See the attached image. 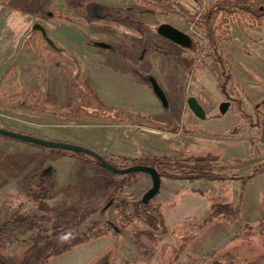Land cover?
Returning <instances> with one entry per match:
<instances>
[{
	"label": "rangeland",
	"instance_id": "obj_1",
	"mask_svg": "<svg viewBox=\"0 0 264 264\" xmlns=\"http://www.w3.org/2000/svg\"><path fill=\"white\" fill-rule=\"evenodd\" d=\"M5 1L0 0V125L2 128L60 142H63L60 138H68L64 137L66 134L75 136L77 133L79 120L68 116L65 111L59 109L60 107L55 106L50 113H41L34 109L35 103L31 101L30 94H42L39 92L41 88L37 91L36 86L39 82L36 77L22 69L24 64L27 65L30 56L58 55L61 54L58 47L76 55L83 45L92 46L96 41L115 43L121 46L123 52L138 56L160 47L164 50L178 51L182 53V57L188 58L189 73L191 67L200 68L197 72L199 78L197 82H192L189 74V82L186 86L189 94L186 96L180 117L176 118L181 125L179 155L184 157L195 152L211 151L215 145L224 147L223 161L217 168L240 175H248L254 166L264 163V128L251 127L244 118H239L242 114L241 107L233 105L222 93L219 65L213 58H207L205 53L200 52L201 45L204 48L207 46L206 35L196 31L194 25L187 22L185 17L149 12L148 8L156 7L153 0H9L7 3ZM175 1L188 10H193L198 5L197 0ZM215 1L202 0L203 4L207 5ZM89 4L103 6L107 14L105 13L102 18L93 16L94 14L87 12V7L91 6ZM115 10L119 13L114 12ZM63 14L72 22L62 19L60 16ZM164 23L171 24L190 35L194 41V48L178 47L160 36L157 28ZM36 24L44 27L56 48L48 44L40 31L34 30ZM214 24L224 59L226 60V48L231 45L228 47L226 61L231 69L232 64L236 69L237 79L232 76L227 87L228 94L243 103L242 108L254 121H258L264 127V40L262 38L252 42L253 38L250 36H244L243 40L239 37L241 39L238 40V44L243 46L245 57L249 62H245L237 55L231 43L232 29L244 28L246 25L248 30L264 25L259 26L244 13L233 16L220 14L215 17ZM238 66H241L242 70H237ZM192 96L196 97L204 107L207 113L206 120L197 118L189 109L187 100ZM10 98H14L15 102H10ZM229 101L231 108L226 116H222L220 104ZM167 116L171 119L173 112L172 115L167 114ZM34 150L72 157L59 149L45 148L1 135L0 225L17 215H52L59 221L47 226L51 229L64 227L63 221L67 217V209L63 189H52L48 202L51 206L58 207V210L50 213L40 210L31 196L25 192L26 182L38 183L43 175L41 168L45 165L44 159L33 153ZM106 172L108 177L113 176L118 179L128 176V174L126 176L114 174L108 170ZM135 173L139 180L118 193L120 199L128 202L122 203L119 199L106 214L113 221L120 219L122 214L132 211L134 201L143 198L152 187L150 175ZM145 178H148L149 183L146 184ZM263 180L264 173L256 175L245 183L242 180L221 183L206 180L179 182L164 178L160 192L152 201L161 206L162 216L171 233L159 243L158 255L153 264L172 262L179 246L192 234L196 236L195 239L190 242L181 258L173 264L200 262L206 254L211 250L214 252L215 249L217 252L209 257L208 263L212 261V264H218L220 256L230 252L236 253L238 247L247 250L246 252L250 254L264 255L262 242L264 234L260 232L261 226L254 227L258 235H249L245 232L246 224L255 222H248L249 218L245 212H241L238 205V201L242 200L245 184L248 182L255 184L256 186H253L256 191L260 190L262 193L264 184L260 182L263 183ZM104 190H97L94 196L87 198V201L94 205L103 203L109 195V192L107 195ZM216 201L225 204L224 207L229 213L224 219H213L211 223H204V216L208 218L214 213L215 208L212 206ZM68 202L80 208L83 206L78 195L69 198ZM97 216L85 221L80 231L89 228ZM35 235L36 232L21 234L19 240L9 246L6 255L10 258L21 257ZM74 235L75 232H71L69 236L74 237ZM236 236L238 237L234 239ZM242 258L244 262L245 257ZM246 258L249 262L247 264H252L251 257L246 256ZM104 261L106 264H143L139 260L136 240L128 231L76 247L53 259L50 264H102ZM253 264H264V257Z\"/></svg>",
	"mask_w": 264,
	"mask_h": 264
},
{
	"label": "trees",
	"instance_id": "obj_2",
	"mask_svg": "<svg viewBox=\"0 0 264 264\" xmlns=\"http://www.w3.org/2000/svg\"><path fill=\"white\" fill-rule=\"evenodd\" d=\"M8 1L9 0H6L5 3ZM153 1L156 7L153 9L148 8L149 12H161L178 17L183 16L187 19V22L194 25L196 31L206 35L208 40L207 46L204 48L201 45L200 52L205 53L207 58H213L219 65L221 72L222 93L229 98L233 105L241 107L242 114L239 115V118H244L251 127L263 129V125H261L258 121H254L244 108H242L243 103L228 94V83L232 80L230 70L231 67L224 59L223 52L219 48V36L217 34V28H215L214 19L220 14L233 16L238 13H244L256 21L259 26H262L264 25V1L216 0L215 2L207 5L203 4L202 0H197L196 2L198 5H196V8L193 10L184 8L175 0ZM114 12L119 13L117 10ZM60 17L67 22H72V20L64 14ZM57 49L61 54L72 55L63 48L58 47ZM114 50L127 54L116 46H114ZM155 50L165 54L171 53L170 51L164 50L160 47H155ZM176 54L178 56H182V53ZM199 70L200 68L191 67L189 74L191 75L192 82L198 81L199 78L197 76V72ZM30 99L35 103L34 109L41 113L53 112V109L56 106L50 99L37 93H31ZM9 101L15 102V99L10 98ZM59 109L65 111L68 116H73L77 119H105L111 122L127 125L142 124V122L136 118L128 116L123 112L112 108H106L104 112L86 111L82 107L74 108L71 106H61ZM1 128L2 127L0 125V130ZM212 148L213 150L211 151L195 152L191 153L188 157L174 158H149L143 156L138 158H116L108 157L103 154L100 155L110 164L119 168H128L131 166H149L155 168L160 174L162 180L164 178L188 181L206 180L217 181L219 183L242 180L245 183L256 175L264 173V163L254 166L248 175H240L237 173H229L219 170L217 167L225 154V148L217 145ZM62 153L81 159L85 162L101 166L100 162L94 157L65 150H62ZM136 182L137 175L134 172L121 179H116L115 177H104L98 182L97 186L92 189L80 190L67 186L64 187L63 194L66 199L65 206L67 209V217L63 221L65 223L64 227L59 226L56 229L48 227V224L59 221L57 217L52 215H17L2 223L0 225V264H50L53 259L72 251L76 247L86 245L103 237L111 236L112 234L119 235L123 231H128L136 240L140 262L143 264H153V261L158 255L159 243H161L163 239L171 233L162 216L161 206L154 204L152 200L145 204L141 198L140 200L134 201L132 211L122 214L120 219L117 221H113L106 216L107 212L119 201V191L123 188L132 186ZM24 189L38 205L40 210L46 213L58 210V207L51 206L48 202L52 191V186L48 179L43 178L38 183L26 182ZM99 189L108 190V197L101 204H90L87 201V198L94 196L96 191ZM77 195L83 202V206L81 208L68 202L69 198H75ZM120 201L122 203L128 202L125 199H120ZM109 202H112V204L108 209H106ZM224 205L225 204L222 202L216 201L214 206H212L215 208L214 213L209 219L205 220L204 223H211L213 219H224L227 213H229ZM96 215L98 216L92 222L91 226L84 231H80V227L83 223ZM255 226H261L260 232L261 234H264V218L254 224H246L244 230L249 235H258V232L254 231ZM25 232H36V235L31 238L29 245L25 248L21 257H8L6 252L8 251L9 246L15 241H18L21 234ZM71 232H75L74 237L69 236ZM195 237L196 236L192 234L186 242L179 246L173 261L169 262V264H173L181 258L182 254ZM237 237L238 236L234 239ZM249 238H251V236ZM212 253L213 250L206 254L202 261L194 264H203ZM130 262L133 261L130 260Z\"/></svg>",
	"mask_w": 264,
	"mask_h": 264
},
{
	"label": "crops",
	"instance_id": "obj_3",
	"mask_svg": "<svg viewBox=\"0 0 264 264\" xmlns=\"http://www.w3.org/2000/svg\"><path fill=\"white\" fill-rule=\"evenodd\" d=\"M246 29V25L244 28L232 29L231 43L237 55L249 62L243 46L238 44L241 39L239 37L243 40L244 36H250L253 38L252 42L256 39L264 40V27ZM111 45L121 47L115 43ZM230 46L226 48V60ZM78 51L76 55L30 56L27 65L24 64L22 69L36 77L39 82L37 91L41 88L39 92L56 104V108L71 106L101 112L112 108L136 118L142 124L127 125L105 119H78L75 136L66 134L64 137L68 138L60 139L86 146L108 157H182L179 155L181 125L176 118L180 117L189 94L186 88L189 82L188 58L178 56V51L174 50L165 54L151 49L138 56L94 45H83ZM132 67L157 79L169 100L173 112L171 119L164 112L152 88L133 72ZM239 69L242 70V67L238 66L237 70ZM231 72L236 80L233 64ZM33 153L44 159L42 179H48L53 190H62L67 185L81 190L89 189L96 186L103 177L109 176L104 168L75 157L37 150ZM137 179L139 180L138 176ZM144 181L149 183L148 178ZM260 183L264 184V180ZM253 185L256 186L249 182L245 184L242 200L238 201L241 212H245L249 218L248 222L264 218V186L261 193ZM104 191L108 195V191ZM204 218L207 220L210 217Z\"/></svg>",
	"mask_w": 264,
	"mask_h": 264
},
{
	"label": "water",
	"instance_id": "obj_4",
	"mask_svg": "<svg viewBox=\"0 0 264 264\" xmlns=\"http://www.w3.org/2000/svg\"><path fill=\"white\" fill-rule=\"evenodd\" d=\"M89 5H91V6L87 7V12H89L91 7H93V6H100L101 8H103V6L98 5V4H89ZM34 30L40 31L42 33V36L44 37V39L48 42V44H50L52 47L56 48L55 44L48 37L47 32L42 25L36 24L34 26ZM157 32L163 38L173 42L174 44H176L182 48H186V49L194 48L193 38L190 35L186 34L182 30L176 28L175 26H173L171 24H168V23L161 24L158 27ZM93 44H94V46H97V47H101V48L108 49V50H114L113 45H111L107 42H104V41H96ZM132 70L135 74H138L152 88L153 92L155 93L157 98L160 100L163 110L167 114L172 115L169 100H168L164 90L162 89V87L158 83L157 79L151 74H149V75L148 74L147 75L142 74L136 68L132 67ZM187 104H188L189 109L194 113V115L197 118H199L201 120L207 119V113L196 97L192 96V97L188 98ZM230 108H231V102L230 101L221 103L220 107H219L220 114L222 116H225L229 112ZM0 135L5 136V137H9L12 139H16L19 141L35 144V145L45 147V148L65 150V151H69V152H73V153H81V154H85V155L90 156V157H94L100 162V165L102 168H104V169H106V170H108L114 174L126 175V174H130V173H134V172L147 173L148 175H150V177L152 179V187L144 194V196L142 198L143 202L145 204L149 203L160 192L161 185H162V178L155 168H152L149 166H131L128 168H119V167H116V166L110 164L98 152H96V151H94L91 148H88L86 146H82V145L74 144V143H66V142H60V141L47 140L44 138L19 133L17 131L8 130L5 128H1ZM111 204H112V202L107 204L106 209H108ZM240 253L241 254H235V257L231 258V260L229 261V264H247V263H249L247 261V258H246V256H248V255H251V260H252L251 263L252 264L258 263L260 261L261 257H264V255L258 256L257 254H252V253L250 254L249 252L241 251ZM243 256H245L244 262H243V258H242Z\"/></svg>",
	"mask_w": 264,
	"mask_h": 264
},
{
	"label": "flooded vegetation",
	"instance_id": "obj_5",
	"mask_svg": "<svg viewBox=\"0 0 264 264\" xmlns=\"http://www.w3.org/2000/svg\"><path fill=\"white\" fill-rule=\"evenodd\" d=\"M105 8L103 7V8H101L100 6H93V7H91V9L89 10V12L91 13V14H94L93 16H97L98 18H102V17H104L107 13L105 12V10H104ZM106 13V14H105ZM158 29V28H157ZM158 33V32H157ZM94 45V44H93ZM176 45V44H175ZM176 46H178V45H176ZM178 47H180V46H178ZM169 51V50H168ZM172 53V52H171ZM177 53H180V52H177ZM110 203V202H109ZM264 243V242H263ZM241 251H243V252H246L247 250H245V249H242V248H237L236 249V253L235 252H230L229 254H226V255H224V256H220V258H219V260H218V264H229V261L231 260V258H234L235 257V254H241L240 252ZM215 252H217V250L215 249ZM214 253V252H213ZM212 253V254H213ZM211 254V255H212ZM211 255H209V257L211 256ZM248 256H250L251 257V255H248ZM209 257L207 258V261L206 262H204L203 264H207L208 263V259H209ZM243 257H245V256H243ZM212 262V261H211ZM208 263V264H212V263ZM102 264H106L105 263V261L104 262H102Z\"/></svg>",
	"mask_w": 264,
	"mask_h": 264
}]
</instances>
